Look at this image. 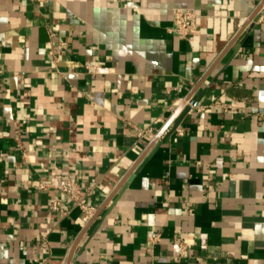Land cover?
Wrapping results in <instances>:
<instances>
[{
    "label": "crops",
    "instance_id": "obj_1",
    "mask_svg": "<svg viewBox=\"0 0 264 264\" xmlns=\"http://www.w3.org/2000/svg\"><path fill=\"white\" fill-rule=\"evenodd\" d=\"M261 1L0 0V264H38L44 231L47 264H264ZM62 178L93 189L84 227Z\"/></svg>",
    "mask_w": 264,
    "mask_h": 264
},
{
    "label": "built area",
    "instance_id": "obj_2",
    "mask_svg": "<svg viewBox=\"0 0 264 264\" xmlns=\"http://www.w3.org/2000/svg\"><path fill=\"white\" fill-rule=\"evenodd\" d=\"M263 2L264 0L261 1V3ZM263 8H264V3L261 5L258 12V14L260 15L258 19L261 21H264V16L262 14ZM196 18H197L196 13L192 9H185V8L175 9L173 11V26L170 29V32L179 38L185 39L188 42H192L195 36L198 34ZM247 20L248 19H243L241 21L242 26L247 22ZM66 49H67V45L65 43H60L57 45L56 49H50L48 52L49 54L54 56L64 53ZM86 72L89 75H97L99 73V67L88 65L86 67ZM182 104L184 106H187L189 105V101L185 99L182 101L180 105ZM179 106L176 107L175 111ZM215 106L226 108L224 105L216 104ZM258 116L260 118H263L264 114L259 113ZM179 133L181 134V131H179ZM144 134L145 133L143 132L138 133L139 136H143ZM40 189H45V187L40 186ZM57 189L62 195H64L69 201H71L74 207L78 208L82 212L83 218H82L81 226L84 227L95 213V208L88 204V198L94 193L93 189L91 188L82 189L78 186V184L74 180L70 178H62L57 185ZM50 209L61 215L67 214V210L62 207L61 202L59 200L52 201L50 205ZM48 233L49 231H44L40 233V238H41L40 249L43 255L35 259V262L38 264H47L48 257L50 255V249L47 241ZM183 251H184V246L180 245L179 254L182 255Z\"/></svg>",
    "mask_w": 264,
    "mask_h": 264
},
{
    "label": "water",
    "instance_id": "obj_3",
    "mask_svg": "<svg viewBox=\"0 0 264 264\" xmlns=\"http://www.w3.org/2000/svg\"><path fill=\"white\" fill-rule=\"evenodd\" d=\"M264 3V2H263ZM261 3L258 8L256 9V11L248 18L247 22L244 24V26L242 27V29L240 30V33L250 24V27L253 24V21L256 20V16L259 12V9L261 7V5L263 4ZM201 84H199L196 89L194 91H192L189 95V97H187L186 100L189 101V105L184 106L183 104L180 105L177 110L175 111L172 119L170 120L169 124L167 125V127L163 130V132L158 136L157 140L161 137V135L168 129V127L171 125V129L169 130V134H172L178 127L180 121L182 120V118L189 112V110L191 109V107H195L198 104L199 101V96L200 94L197 93L199 87ZM139 165H137L132 172H134L136 170V168H138ZM131 176V175H130ZM130 176L128 178H130ZM127 178V179H128Z\"/></svg>",
    "mask_w": 264,
    "mask_h": 264
}]
</instances>
